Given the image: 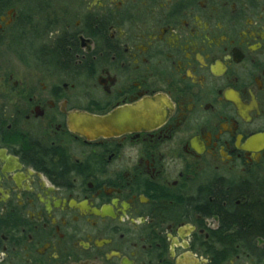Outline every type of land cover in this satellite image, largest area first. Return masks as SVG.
Masks as SVG:
<instances>
[{"label":"flooded vegetation","instance_id":"flooded-vegetation-1","mask_svg":"<svg viewBox=\"0 0 264 264\" xmlns=\"http://www.w3.org/2000/svg\"><path fill=\"white\" fill-rule=\"evenodd\" d=\"M53 1L0 0L37 64L0 74V264H264V0ZM146 98L153 129L70 130Z\"/></svg>","mask_w":264,"mask_h":264},{"label":"water","instance_id":"water-1","mask_svg":"<svg viewBox=\"0 0 264 264\" xmlns=\"http://www.w3.org/2000/svg\"><path fill=\"white\" fill-rule=\"evenodd\" d=\"M168 103L162 98H146L96 116L77 113L70 116V130L88 140L109 138L157 127L167 116Z\"/></svg>","mask_w":264,"mask_h":264},{"label":"rangeland","instance_id":"rangeland-1","mask_svg":"<svg viewBox=\"0 0 264 264\" xmlns=\"http://www.w3.org/2000/svg\"><path fill=\"white\" fill-rule=\"evenodd\" d=\"M67 1H71V0H66L65 2H63L62 0H55L53 1L52 4L53 7V11L61 14V11H59L60 9H62V6L64 4H67ZM75 2L77 3V0H75ZM64 3V4H63ZM36 3L33 2V0H20V7L22 8V10L26 13V15L30 16L31 21L33 20H37V15L36 13H38L39 11H37V9L35 8H30L32 5L34 6ZM43 4H47V3H43ZM40 11H42L41 9H39ZM35 11V12H34ZM32 12H34V14L32 15ZM45 25L43 24V27ZM23 47V45H22ZM26 52H28L26 50ZM25 51H23L20 48V45L17 46V43L14 41H9L8 43H4L1 47H0V74H13L16 80H19L21 78V73L20 71H23L25 69H29V68H37V64L36 62L25 56L24 54H26ZM19 72V73H18Z\"/></svg>","mask_w":264,"mask_h":264},{"label":"trees","instance_id":"trees-1","mask_svg":"<svg viewBox=\"0 0 264 264\" xmlns=\"http://www.w3.org/2000/svg\"><path fill=\"white\" fill-rule=\"evenodd\" d=\"M244 221L256 227L264 237V206L259 207L255 214L252 213V216H248Z\"/></svg>","mask_w":264,"mask_h":264}]
</instances>
